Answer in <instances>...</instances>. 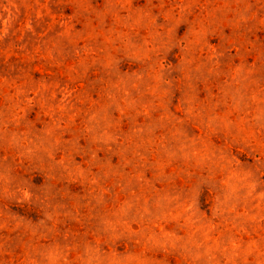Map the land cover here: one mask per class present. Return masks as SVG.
Wrapping results in <instances>:
<instances>
[{"label":"rangeland","instance_id":"rangeland-1","mask_svg":"<svg viewBox=\"0 0 264 264\" xmlns=\"http://www.w3.org/2000/svg\"><path fill=\"white\" fill-rule=\"evenodd\" d=\"M0 264H264V0H0Z\"/></svg>","mask_w":264,"mask_h":264}]
</instances>
